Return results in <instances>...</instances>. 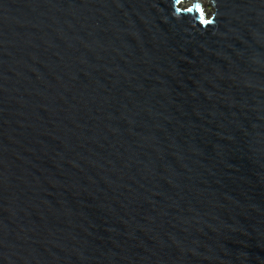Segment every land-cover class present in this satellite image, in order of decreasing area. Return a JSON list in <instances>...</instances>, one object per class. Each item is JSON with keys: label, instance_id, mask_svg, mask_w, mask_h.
<instances>
[{"label": "water", "instance_id": "obj_1", "mask_svg": "<svg viewBox=\"0 0 264 264\" xmlns=\"http://www.w3.org/2000/svg\"><path fill=\"white\" fill-rule=\"evenodd\" d=\"M0 264H264V0H0Z\"/></svg>", "mask_w": 264, "mask_h": 264}, {"label": "rangeland", "instance_id": "obj_2", "mask_svg": "<svg viewBox=\"0 0 264 264\" xmlns=\"http://www.w3.org/2000/svg\"><path fill=\"white\" fill-rule=\"evenodd\" d=\"M204 2H205V1H204ZM204 2H202V6L205 7L206 12L211 13V10H210V8H209V5H208V4H204Z\"/></svg>", "mask_w": 264, "mask_h": 264}]
</instances>
